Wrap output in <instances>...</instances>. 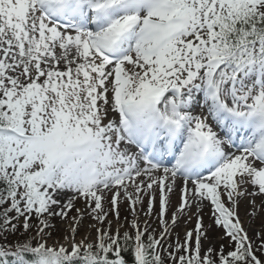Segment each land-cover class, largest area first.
Wrapping results in <instances>:
<instances>
[{
    "label": "snow or ice",
    "instance_id": "snow-or-ice-1",
    "mask_svg": "<svg viewBox=\"0 0 264 264\" xmlns=\"http://www.w3.org/2000/svg\"><path fill=\"white\" fill-rule=\"evenodd\" d=\"M0 264H264V0H0Z\"/></svg>",
    "mask_w": 264,
    "mask_h": 264
},
{
    "label": "rangeland",
    "instance_id": "rangeland-1",
    "mask_svg": "<svg viewBox=\"0 0 264 264\" xmlns=\"http://www.w3.org/2000/svg\"><path fill=\"white\" fill-rule=\"evenodd\" d=\"M174 199H175V198H174ZM241 214H242V216H243V210H242ZM188 227H189V228L194 227V221H193L192 224L188 225ZM180 231H181V233H183V227L180 229Z\"/></svg>",
    "mask_w": 264,
    "mask_h": 264
}]
</instances>
